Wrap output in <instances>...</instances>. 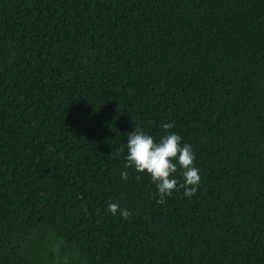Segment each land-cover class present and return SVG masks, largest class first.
<instances>
[{
	"label": "trees",
	"instance_id": "1",
	"mask_svg": "<svg viewBox=\"0 0 264 264\" xmlns=\"http://www.w3.org/2000/svg\"><path fill=\"white\" fill-rule=\"evenodd\" d=\"M165 123L158 204L120 149ZM0 264H264V0H0Z\"/></svg>",
	"mask_w": 264,
	"mask_h": 264
},
{
	"label": "clouds",
	"instance_id": "2",
	"mask_svg": "<svg viewBox=\"0 0 264 264\" xmlns=\"http://www.w3.org/2000/svg\"><path fill=\"white\" fill-rule=\"evenodd\" d=\"M164 134L156 142L154 138L143 131L139 125L127 133V144L120 149L125 151V169L134 168L137 173H147L158 190V204L165 203V197L171 196L178 187V181L173 177L177 172V165L182 169L184 183L183 195L191 197L197 192L201 177L199 169L193 165L195 155L189 144L181 145V136L170 130L172 123L162 125ZM173 161H176L175 163ZM121 179L127 181L128 171L120 173ZM107 210L116 215L119 212L123 219H128L132 213L126 208H120L117 203H109Z\"/></svg>",
	"mask_w": 264,
	"mask_h": 264
}]
</instances>
